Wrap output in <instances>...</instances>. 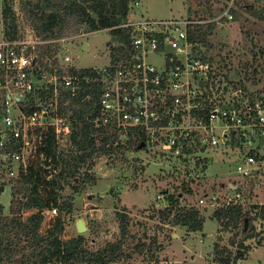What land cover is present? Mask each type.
<instances>
[{
    "label": "rangeland",
    "instance_id": "rangeland-1",
    "mask_svg": "<svg viewBox=\"0 0 264 264\" xmlns=\"http://www.w3.org/2000/svg\"><path fill=\"white\" fill-rule=\"evenodd\" d=\"M1 2L0 38L3 36ZM8 3L15 12L19 35L33 43L41 42L36 45L38 50V46L45 42L35 36L30 23L21 13L20 0H8ZM244 3H251L255 14L247 12L242 6ZM228 8L235 9L234 14L228 12L231 18L225 14ZM130 9L129 20L186 19L191 16L197 20L202 19V24L208 20L214 21L213 30L206 44L201 47L207 56L214 59L213 68L219 70L213 88L225 87L227 92L224 96L227 98L235 89L228 80H241L247 87L248 93L243 92L247 97L254 93L252 97L264 101V92L261 91L264 86V0H233L231 3L229 0H132ZM216 9L222 11L216 16H210V12ZM109 40L110 33L106 29L89 33L80 29L75 34L56 40L59 48L56 53L54 49L46 53L42 69L51 65L53 59L63 71L70 67L75 70L98 69L110 59V47L107 45ZM84 42L87 44L86 49H82ZM64 54L71 57L70 64L63 63ZM219 58H224V61L221 62ZM148 60L158 64V60L150 55ZM253 69L254 75L251 73ZM39 71L37 68L35 75L43 79ZM245 71L251 73L247 75L249 78L245 77ZM51 83L43 84L45 91ZM41 101L45 100L41 98ZM216 150L219 151L213 153L202 150L200 156L189 157L190 169L179 164L175 157L170 160L159 159L141 149L125 152L121 159H112L104 152L96 154L91 167L84 166L81 170L86 169L95 182L87 183L79 193L72 192L68 185L62 191L63 195L72 198L73 209L71 213L63 214L64 229L61 237L67 239L78 235L76 221L82 219L86 226L82 232L86 246L96 250L118 237L115 211L125 210L130 216L131 237L119 264H217L213 260V242L229 246L231 232L219 230V223L211 217L212 212L219 205L225 204L233 193H239L237 201L245 208L256 203L264 206V145H258V158L254 165L256 171L250 176H244L236 169L247 149L240 151L229 147ZM132 162L139 167L136 172L132 169ZM51 168L58 170V166L51 165ZM1 171L0 168V180L3 177L7 182L8 178ZM186 188L191 193H187ZM165 190L169 195L180 191L183 197L178 199L180 204L197 205L201 209L204 216L201 230L187 232L184 227L171 226L159 220V210L169 202V195L164 198L158 196ZM181 193H178L179 198ZM210 195L216 197L213 203L208 200ZM200 198H205L203 203H199ZM10 200L11 184L7 182L0 194L4 213L8 212ZM51 219L46 214L41 224L42 232ZM254 225L260 236L245 241L248 250L236 264H264V220L257 219ZM138 246L142 252H139ZM229 248L234 250L233 246Z\"/></svg>",
    "mask_w": 264,
    "mask_h": 264
},
{
    "label": "built area",
    "instance_id": "built-area-1",
    "mask_svg": "<svg viewBox=\"0 0 264 264\" xmlns=\"http://www.w3.org/2000/svg\"><path fill=\"white\" fill-rule=\"evenodd\" d=\"M228 12L229 8L225 14L231 18ZM196 23L201 22L189 18L129 20L122 24L129 30V43L117 61L110 57L100 68H92L94 77L66 71L57 75L58 66L52 74L36 67L45 81L36 77L32 65L37 57L36 45L41 42L33 43L20 35L13 39L2 36V174L15 178L25 171L37 143L43 141V134L49 129L60 148L71 147L72 121L67 114L58 112V88H69L76 94L83 83L91 81L100 83L91 121L94 127L108 129L114 146L129 147L132 141H137L143 143L141 150L172 158L198 157L202 150L216 153L220 148L247 149L236 169L244 176L253 174L257 163L255 152L258 145H264V101L256 96L247 97L240 88L225 98V87L213 88L212 65L200 58L202 49L198 43L188 39V29ZM149 55L158 64L150 62ZM62 61L70 64L71 57L64 54ZM47 74L51 79H46ZM45 82H52L51 94L45 91ZM87 98L89 95L83 99ZM27 108L32 110L26 112ZM13 140H19L18 150L11 149ZM38 159L43 169L56 171L51 164H43L42 154ZM168 195L164 191L158 196ZM239 197V193H233L225 204L238 203ZM204 199L200 198L199 203ZM208 200L213 203L216 197L210 195ZM56 213L53 208L45 216L51 218Z\"/></svg>",
    "mask_w": 264,
    "mask_h": 264
},
{
    "label": "trees",
    "instance_id": "trees-1",
    "mask_svg": "<svg viewBox=\"0 0 264 264\" xmlns=\"http://www.w3.org/2000/svg\"><path fill=\"white\" fill-rule=\"evenodd\" d=\"M1 17L4 37L13 39L19 35L16 15L8 0H1ZM130 1L132 0H20V11L30 23L35 36L45 43L38 46L34 68L43 64L48 51L59 48L56 40L75 34L82 30L89 33L106 29L110 33L107 45L110 47V57L113 62L124 51L129 43V30L122 24L129 21ZM244 9L255 14L251 3H244ZM235 9H229L234 14ZM222 9L211 11L210 16H216ZM258 16V15H257ZM264 18V16L262 17ZM189 19H194L189 17ZM197 20V19H194ZM193 24L188 29V39L198 43L201 48L207 42V37L214 27V21ZM209 22V23H208ZM122 44V45H121ZM199 56L203 61L212 65V79L219 76V70L213 68L215 61L202 50ZM221 62L224 58H219ZM225 64V63H224ZM44 66V65H43ZM57 61L44 66L46 73H53ZM226 66V65H225ZM252 75L255 69L251 70ZM66 72L78 73L94 77L92 68L75 70L73 67ZM65 71L57 69L56 74L62 75ZM251 73L245 71V77ZM227 80V74L224 75ZM235 88H240L248 93L245 82L241 80L231 81ZM51 86L47 90L51 94ZM100 90L99 81L83 83L76 94H72L62 87L58 88L59 106L58 112L67 114L72 121L70 135L71 147L60 148L53 131L50 129L43 134V141L37 143L34 157L30 159L26 170L20 172L17 177L7 179L11 184V200L8 212L4 213V207L0 203V264H119L124 255L125 248L130 240V216L125 210L115 211L118 224V237L106 242L102 247L91 250L86 246V238L83 234L63 239L61 234L64 229L63 214L72 212V198L63 195V189L68 185L72 192L79 193L87 183H94L95 179L84 169L90 168L94 156L100 152L109 154L112 159L124 158L125 152L139 150V143L132 141L129 147L123 145L114 146L112 134L103 127H94L92 119L95 115L93 104L97 100ZM264 92V86L261 89ZM89 95V98L83 99ZM250 93V97L254 96ZM32 109L27 108L26 112ZM1 116V108H0ZM19 140H13L12 150H18ZM39 154L43 155L44 164L58 166L55 172H49L40 165ZM255 158L258 154L255 152ZM155 157V156H154ZM158 158L170 160L172 157L160 154ZM179 164L188 167L189 157H175ZM133 171L139 167L132 162ZM188 169H190L188 167ZM191 172V171H188ZM6 178L0 180V194L7 184ZM186 185L184 184V187ZM187 193L191 190L186 188ZM166 191V190H165ZM178 193H171L167 199L168 204L159 210L158 218L163 223L171 226L184 227L187 232L202 229L204 216L197 205L181 203L178 201ZM181 198L182 193H181ZM55 208L58 213L52 221L41 231V224L46 211ZM211 217L219 223V230H229L231 235L227 245L213 242V260L217 264H236L245 256L248 245L245 241L260 236L256 232L255 221L264 220L263 204H250L245 208L241 203H228L216 207ZM260 240V239H259ZM258 240V242H260ZM233 246V249L229 247ZM142 252L141 247H137Z\"/></svg>",
    "mask_w": 264,
    "mask_h": 264
},
{
    "label": "water",
    "instance_id": "water-1",
    "mask_svg": "<svg viewBox=\"0 0 264 264\" xmlns=\"http://www.w3.org/2000/svg\"><path fill=\"white\" fill-rule=\"evenodd\" d=\"M86 48H87V44H86V42H84L83 45H82V49H86ZM34 63H35V60L33 59L32 60V65H34ZM49 78H50V75L47 74L46 75V79H49ZM67 90H69V88H67ZM142 146H143V143H140L138 147L141 148ZM228 184H230V183H228ZM234 186L235 185H233V187ZM76 229H77V232L79 234H82V232L86 229V226H85L84 222L82 221V219H78L76 221Z\"/></svg>",
    "mask_w": 264,
    "mask_h": 264
}]
</instances>
